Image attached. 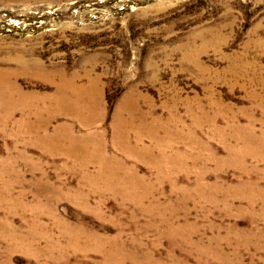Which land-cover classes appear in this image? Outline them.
I'll use <instances>...</instances> for the list:
<instances>
[{
  "label": "rangeland",
  "instance_id": "rangeland-1",
  "mask_svg": "<svg viewBox=\"0 0 264 264\" xmlns=\"http://www.w3.org/2000/svg\"><path fill=\"white\" fill-rule=\"evenodd\" d=\"M0 83V264H264V0H0Z\"/></svg>",
  "mask_w": 264,
  "mask_h": 264
},
{
  "label": "bare ground",
  "instance_id": "bare-ground-1",
  "mask_svg": "<svg viewBox=\"0 0 264 264\" xmlns=\"http://www.w3.org/2000/svg\"><path fill=\"white\" fill-rule=\"evenodd\" d=\"M5 90V86L2 84V83H0V91H4ZM8 90V89H7ZM9 91V90H8ZM12 91V90H11ZM15 92V91H14ZM8 93H10L11 94V92H8ZM7 93H5V95H6ZM4 95V94H3ZM2 95V96H3ZM4 95V96H5ZM2 96H0L1 98H2ZM6 98V97H5ZM2 100V99H1ZM4 100V99H3ZM2 104V103H1ZM96 107V106H95Z\"/></svg>",
  "mask_w": 264,
  "mask_h": 264
}]
</instances>
